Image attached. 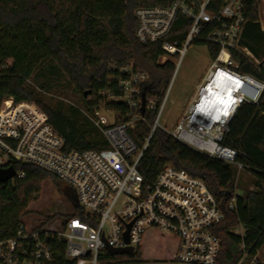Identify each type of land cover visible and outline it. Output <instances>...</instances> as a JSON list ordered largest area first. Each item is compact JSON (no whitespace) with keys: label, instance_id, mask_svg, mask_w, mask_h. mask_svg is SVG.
<instances>
[{"label":"built area","instance_id":"obj_1","mask_svg":"<svg viewBox=\"0 0 264 264\" xmlns=\"http://www.w3.org/2000/svg\"><path fill=\"white\" fill-rule=\"evenodd\" d=\"M165 4L137 7L135 38L140 44L161 42L163 55L158 63L177 55L181 58L192 43H205L217 49L203 82L171 132L177 141L208 156L234 163L237 150L225 144L229 123L243 102L257 103L264 94V78L241 73L233 56L244 54L258 71L264 67L241 44L247 18L243 0H164ZM186 22L181 42L170 41L176 18ZM179 62V61H178ZM124 74L116 85L120 96L112 101L125 103V120L109 123L102 109L88 111V119L99 131L106 147L64 150V140L48 122L47 115L33 102L12 97L0 104V169L14 162L28 163L50 172L69 184L76 193L81 216L71 217L59 228H47L45 239L37 231L18 223L12 235L0 237V264H54L56 249L46 240L56 236L64 241L65 258L74 264H216L219 239L211 227L224 216L204 182L183 169L166 165L152 182H145L137 169L143 151L158 126L157 119L168 95L160 97L142 91L150 76L131 65L119 68ZM144 95V110L141 112ZM236 102L232 111L226 105ZM156 110L143 146L137 147L129 135L143 113ZM160 128V127H159ZM241 169L240 164H236ZM24 177L15 171L14 177ZM231 206V205H230ZM109 223L106 229V223ZM128 225L129 228H128ZM155 228L178 237L172 260L133 258L144 232ZM128 229L127 240L124 236ZM132 247L131 255L108 260L103 252ZM237 264H264L257 255L245 253Z\"/></svg>","mask_w":264,"mask_h":264},{"label":"trees","instance_id":"obj_2","mask_svg":"<svg viewBox=\"0 0 264 264\" xmlns=\"http://www.w3.org/2000/svg\"><path fill=\"white\" fill-rule=\"evenodd\" d=\"M159 4H165L164 0H0V104L8 97L34 102L63 138L66 151L106 147L91 122L77 120L78 110L72 109L67 114L61 105L46 104L26 82L30 78H39L43 70L52 76L62 75L86 100L88 111L105 109L118 113V122L125 120V103L107 99V96L122 93L116 85L117 80L124 77L119 68L131 65L134 70L148 73L150 79L141 89L156 92L160 97L175 69L176 61L172 59L158 63L163 55L161 42L140 44L134 34L136 19L133 11L137 7ZM243 7L247 21L241 44L264 64V31L259 23L258 0H243ZM186 26L183 18L178 16L168 40H177L181 44ZM207 46L213 57L217 49ZM233 56L239 72L264 78V67L258 71L240 52H234ZM40 86L48 89L45 84ZM155 114L156 110H146L144 120L136 121L129 129L137 147L143 146ZM224 142L237 150L235 164L201 153L156 127L137 169L145 182H152L166 165L200 178L224 216L211 227L220 241L216 264H237L245 253L251 257L264 247V94L257 103L243 102L239 106L229 123ZM236 164L250 174L248 186L240 194L235 185ZM13 168L23 172L24 177L15 176L0 183V237L12 235L18 223L23 222L29 213L30 202L38 199L47 179L58 182L50 172L33 164L14 162ZM72 210L66 219L81 216L75 202ZM54 218L45 217L32 226V230L45 239V230ZM146 232L171 238L173 244H167L156 257L146 258L142 255ZM143 237L133 258H174L179 243L177 236L148 228ZM46 240L56 249L54 264H74L65 258L63 240L58 241L56 236H48ZM102 258L117 260L124 257L105 250Z\"/></svg>","mask_w":264,"mask_h":264},{"label":"rangeland","instance_id":"obj_3","mask_svg":"<svg viewBox=\"0 0 264 264\" xmlns=\"http://www.w3.org/2000/svg\"><path fill=\"white\" fill-rule=\"evenodd\" d=\"M258 11L261 27L264 29V0L259 2ZM208 49L205 43H192L181 58L177 60V57H171L176 63L169 82L167 99L157 119L160 128L171 132L194 97L197 87L203 82L204 79L202 80V78L206 75L212 63V57ZM40 84L47 85L48 89L41 88ZM26 85L33 89L37 97L41 98L46 104L53 107L61 105L63 111L67 114H70L72 109H76L79 112L76 118L80 123H84L86 119L89 121L86 100L67 84L62 75L52 76L43 70L39 78L28 79ZM107 99L112 100L111 96H107ZM102 113L109 123L114 122L115 115L113 112L102 109ZM249 180L250 174L248 171L242 168L236 169L235 185L237 194H240L242 189L248 186ZM76 201V193L69 184L60 180L53 182L51 179H47L42 185L38 199L30 202L28 206L29 213L24 216L23 222L30 229L43 221L45 217L55 216L47 227L51 229L59 228L60 222L65 220V216L73 211V203H76ZM105 227L108 229V222ZM173 241L171 238L160 236L157 232H146L142 240V255L146 258L156 257L161 253V249L166 247L167 244L172 245ZM256 255L260 261H264V247Z\"/></svg>","mask_w":264,"mask_h":264},{"label":"water","instance_id":"obj_4","mask_svg":"<svg viewBox=\"0 0 264 264\" xmlns=\"http://www.w3.org/2000/svg\"><path fill=\"white\" fill-rule=\"evenodd\" d=\"M141 99H142V107H141V112H143L144 110V95L142 93L141 95ZM15 175V169L13 168V166L8 167L6 169H0V183L6 182L10 179H12ZM77 206V205H76ZM130 225H128L129 228ZM127 233H128V229L125 232L124 236L126 237V242L128 243L127 240ZM109 253L111 255H123V254H128L131 255L133 252V248L128 246L125 248H111L108 247Z\"/></svg>","mask_w":264,"mask_h":264},{"label":"clouds","instance_id":"obj_5","mask_svg":"<svg viewBox=\"0 0 264 264\" xmlns=\"http://www.w3.org/2000/svg\"><path fill=\"white\" fill-rule=\"evenodd\" d=\"M235 107H237V104L233 101L225 106L224 111H232Z\"/></svg>","mask_w":264,"mask_h":264},{"label":"crops","instance_id":"obj_6","mask_svg":"<svg viewBox=\"0 0 264 264\" xmlns=\"http://www.w3.org/2000/svg\"><path fill=\"white\" fill-rule=\"evenodd\" d=\"M261 0H258V4ZM259 23H260V26H261V20H260V13H259ZM261 30L264 31V29H262L261 27ZM247 48V47H246ZM248 49V48H247ZM249 50V49H248ZM250 51V50H249ZM251 52V51H250ZM252 53V52H251ZM253 54V53H252ZM254 55V54H253ZM255 56V55H254ZM256 57V56H255ZM257 58V57H256ZM259 59V58H258ZM205 76H203L202 80L204 79ZM187 108V107H186ZM185 111V110H184Z\"/></svg>","mask_w":264,"mask_h":264}]
</instances>
